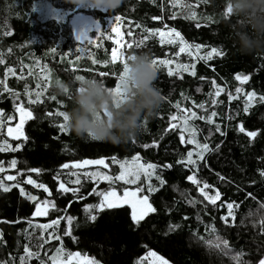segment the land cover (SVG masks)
I'll use <instances>...</instances> for the list:
<instances>
[{
  "label": "trees",
  "instance_id": "obj_1",
  "mask_svg": "<svg viewBox=\"0 0 264 264\" xmlns=\"http://www.w3.org/2000/svg\"><path fill=\"white\" fill-rule=\"evenodd\" d=\"M224 9L223 0H124L113 12L68 0H0V110L5 116H15V107L20 105L32 113L21 127L23 137L9 145L0 141L4 148L0 164L9 166L16 161L7 170L15 179L0 183L8 188L4 191L0 187V264H21L22 256L24 264H41V260L52 264L50 257L61 247L63 258L78 252L98 264H148L143 258L147 251L170 264H248V258H257L258 246L264 247V232H255L239 222L245 210L256 205L264 207V101L259 99L264 96V53L244 55L236 51L224 22L230 17L221 19ZM81 10L94 20L87 37L92 38L91 43L77 39L73 30L71 18ZM191 12L196 13L195 17L187 18ZM117 15L121 17L119 22L114 19ZM113 27L120 34L121 48L115 42L117 32ZM98 28L101 35H96ZM149 29L166 34L175 29L188 45L202 47L198 55L195 47L176 55L178 40L161 44L159 32ZM213 47L223 55L199 58ZM114 48L118 54L115 62ZM139 53L157 59L154 85L164 99L136 137L114 145L60 129L64 122L57 113L70 110L71 89L58 94L56 85L74 81L79 75L95 76L106 87H114L122 71L120 58ZM160 60L172 63L165 66ZM181 64L188 65L190 71H183ZM169 68L172 76L168 75ZM101 72L108 75L101 77ZM237 74L248 76V80L237 81ZM213 81L221 89L219 96H215ZM37 93L40 100L30 103ZM248 93H255L250 102ZM213 99L216 104H212ZM184 112L189 117L193 112L198 114L192 117L198 141L209 145L202 157H197L201 149H196L194 143L181 142V133L188 140L179 126ZM239 126L245 132H240ZM250 131L257 135L248 137ZM188 151L193 152L195 166L177 164ZM137 154L141 163L157 166L153 175L141 176L134 184L143 188L140 193L149 196L156 211L133 225L128 205L98 214L94 209L86 210L85 205L100 202L101 196L96 193L103 187L102 191L117 188L118 182H98L93 172L100 165H74L103 158L115 173L119 161L115 163L113 158L123 162ZM64 164L69 167L62 168ZM188 175H193L197 183L188 181ZM26 177L44 184L49 191L28 184ZM77 178L80 184L72 183ZM60 182L79 191L58 192ZM149 184L154 189L151 192L147 191ZM217 191L220 196L215 204L203 196V192L215 196ZM29 195L36 200L48 198L55 207L51 206L45 216H34L36 200H30ZM229 202L233 204L231 209L227 207ZM89 214H95L96 219L90 220ZM67 216L74 218L70 226ZM57 219L55 228H41ZM65 229L71 235H64ZM213 238L227 241L229 249L240 254L239 263L230 259L223 262L210 255L204 245Z\"/></svg>",
  "mask_w": 264,
  "mask_h": 264
},
{
  "label": "clouds",
  "instance_id": "obj_2",
  "mask_svg": "<svg viewBox=\"0 0 264 264\" xmlns=\"http://www.w3.org/2000/svg\"><path fill=\"white\" fill-rule=\"evenodd\" d=\"M68 2L77 5L91 3L113 12L124 0ZM223 5L230 10V18L224 22L230 30L236 51L244 55L264 53V0H223ZM221 19H224L223 12ZM126 63L127 70L122 80L123 97L110 91L95 76H82L80 80L55 86L58 94H65L71 89V108L65 123L69 132L114 145L126 143L140 133L144 121L156 113L164 98L154 85L157 68L149 54H133ZM261 219H264V207L256 205L244 211L239 223L251 227Z\"/></svg>",
  "mask_w": 264,
  "mask_h": 264
},
{
  "label": "snow or ice",
  "instance_id": "obj_3",
  "mask_svg": "<svg viewBox=\"0 0 264 264\" xmlns=\"http://www.w3.org/2000/svg\"><path fill=\"white\" fill-rule=\"evenodd\" d=\"M186 7L190 8L191 6L187 5ZM223 13H224L225 17H229L230 10L228 8H225ZM195 15H196L195 12H191L190 16L187 17V18H194ZM114 19H115V21L119 22L121 20V17L119 15H117V16L114 17ZM197 26L199 27V25H197ZM112 30L114 32H117V35H119V32L117 31L116 28L113 27ZM148 31L149 32H153V33L154 32H159V36H160V41L159 42L161 44H164L165 42H167L168 44H175V43H177V40H178V42H179V52L176 53V55H179V53H183L186 50H188L190 52L192 47H195L196 54L198 55L199 54V50L202 47V45H199V44L194 45V46L188 45L187 42L181 36V34L178 31H176L175 29H169V33L170 34H166L165 32L160 31L159 29H154V30L153 29H149ZM101 34H102L101 30L98 28L96 35H101ZM166 35H167V40H165ZM77 39H80V37H77ZM85 40L89 41V43L92 42V38L85 37L84 41ZM51 51H55V49H51ZM213 54L223 55V52L219 51L216 47H213L211 49V51L208 52L205 56H200L199 58L207 60V59L212 58ZM131 56L132 55H129L126 58L125 57H121L120 58V63L122 64V71L119 72V74H118V76H117V78L115 80V86L114 87H108L110 91H112L113 93H115L119 97H123L124 92H125L124 88L122 87V80H123V77H124L125 72L127 70V63L126 62ZM117 58H118L117 50L114 48L112 50V60H113V62H115L117 60ZM77 59H79V56H77ZM152 62L157 68V59L156 58H152ZM0 63H2V61H0ZM159 63L162 64V65L167 66L168 64L172 63V61L160 60ZM179 67L183 71H190V67L188 65L181 64V65H179ZM9 71H11V69H9ZM173 74H174L173 70L171 68H169L168 69V75L172 76ZM191 74L195 75V72L192 71ZM99 75L101 77H104V76H107L108 73L101 72V73H99ZM113 75H116V74L114 73ZM75 79L76 80H80V79H82V76L78 75V76L75 77ZM201 79H204V78L201 77ZM235 79L237 81H240L241 83H243L244 81L248 80V76H240L239 74H237ZM213 85L216 88L215 96H219L220 92H221L220 87L218 85H215L214 81H213ZM37 87H39V85H37ZM236 91L239 92L240 89L237 88ZM25 93L27 94V85H25ZM254 96H255V93H248L247 94L249 102L252 100V98ZM231 98L232 97L229 94V99H231ZM259 99L261 101H264V96L259 97ZM39 100H40V93H37L36 100H30L29 102L30 103H36ZM216 103H217V101L215 99H213L212 100V104H216ZM247 107L248 106L246 104L245 105V111H247ZM17 111L20 114L21 124H23L25 119L31 118V116H32V113L30 111H28L26 108L22 107V106H17ZM57 115H59L63 119L64 123L60 125V129L63 131L66 128L65 127V123H66L67 118H68L67 117V113L63 112V111H60V112L57 113ZM212 115L214 116V115H216V113L213 112ZM191 116L195 117L196 113L195 112L191 113ZM175 118H176L175 116L172 117V119H175ZM8 119L11 120L12 117L9 116ZM200 119H205V117L201 116ZM207 119H208L209 123L212 122L211 121V117H208ZM185 124H187V120H185ZM169 127L172 128V127H175V125L169 124ZM238 130L240 132H245V129L242 126H239ZM216 131L217 132L220 131V128L218 126L216 127ZM7 134H8V136H12V137L23 136V133L21 131L20 126H17L16 128L9 127L7 129ZM256 135H257V132H255V131L247 132V136L250 137V138L251 137H255ZM181 142L182 143L186 142V143H189V144L195 142L197 144V147L201 149L200 152L196 153L198 158L202 157L203 153L205 151L209 150V145L207 143L200 144L199 142L194 141V138L191 137V136L189 137V139L187 141H185L183 133H181ZM153 144H155V141H153ZM143 147L148 148V147H150V145L144 144ZM218 147H219V145H217V148ZM16 148L19 149L20 148V144H17ZM3 150H4V148L0 147V151H3ZM192 157H193V152L192 151H188L187 152V156L185 158L177 160L176 163L177 164H183L185 167H187L188 165L195 166L196 161L193 160ZM113 160L115 162V158H113ZM11 164L15 165L16 161L15 160L11 161ZM84 165H104L105 167H107V165L105 164V161H104L103 158L95 159V160H84V161H81V162H77V164H75L74 167H82ZM61 167L62 168H68L69 165L68 164H64V165H61ZM156 167L157 166L152 164V163H147V164L140 163V157H139V154H137V155H134V156L131 157V163L120 162L121 171H120L119 175L115 176L114 178L110 177L108 175H102L99 172L94 173L93 177H99L100 179H103V180H106V181H111V180L114 179V180H118V181H123L125 184H136V182L138 180H140V173L141 172H143L144 176L147 178L150 175H153L155 173ZM166 167H171V165H166ZM2 171H3V168H0V172H2ZM30 171L37 172L39 170L38 169H31ZM14 179L15 178L13 176H11V175L7 176V180L8 181H12ZM157 179H159V177H157ZM186 179L188 181H191L194 184L197 183V181L194 179L193 175H188L186 177ZM27 183L28 184H32L35 187L42 188L44 190V192H48L49 191V189L44 184H37L36 181L31 179V178H29L27 180ZM72 183L80 184V179L77 178L76 180L72 181ZM161 183H163L162 180H161ZM0 187H3L4 191L8 190V188L4 187L2 184H0ZM141 190L142 189L140 188V186L137 185L135 190H131L130 191L129 189L125 188L122 196H119L115 190H110V191H107V192H104V193H96L98 196L102 197L100 199V202L98 204H96V205H85V209L86 210L94 209L95 212L98 214L99 212L104 211L105 209H115V208L119 207L120 205H128L130 207V209H131V212H130L131 223L133 225H138L140 223V221H142L146 215L156 211V209L153 207V205L149 202V196L148 195H143V196H138L137 195V193L140 192ZM153 190L154 189L152 188L151 184H149L147 191L151 192ZM69 191L77 192V191H79V189H69L68 187L65 186V184L63 182L59 183L58 192L66 193V192H69ZM93 191H95V190H93ZM20 194L22 196L25 194L23 188L20 189ZM203 196H204L205 199L209 200V202L215 204V201L220 196V193L217 191L215 196H209L207 192H203ZM28 198L30 200H33V201H35L37 199L35 196H31V195H29ZM48 203H51V202H48ZM51 206L53 208L55 207L54 204H52ZM227 207L229 209H231L233 207V204L229 202V203H227ZM33 215L34 216H45V215H47V205L45 207H41V204H39V203L36 204V211L33 213ZM73 219L74 218L71 217V216H67L66 217L67 224L69 226L72 224ZM89 219L94 221L96 219V215L95 214H89ZM221 219H224V217H221ZM57 224H58V219L57 220H52L50 225H41V228H44V227L55 228ZM64 235H71V233H70V231L68 229H65L64 230ZM55 239L56 240H60V237L56 236ZM223 243L225 245H227L228 242L227 241H223ZM24 251L26 253H28V247L27 246H25ZM62 251H63L62 247L61 248H57L56 249V254H59ZM29 256H31L30 253H29ZM79 256H80L79 253H68V255H67L68 264H73L74 259H78ZM148 256L155 257L156 260L159 262V264H168V262L164 258L157 256V254L155 252H149ZM37 258H39V257H37ZM24 259L25 258L23 256L20 257L21 264H24ZM50 259L52 260V264H57V261L55 260L54 257H50ZM234 259H235V257H234ZM41 264H45V262L43 260H41ZM86 264H98V262L95 259H88L86 261ZM260 264H264V260H260Z\"/></svg>",
  "mask_w": 264,
  "mask_h": 264
},
{
  "label": "rangeland",
  "instance_id": "obj_4",
  "mask_svg": "<svg viewBox=\"0 0 264 264\" xmlns=\"http://www.w3.org/2000/svg\"><path fill=\"white\" fill-rule=\"evenodd\" d=\"M83 5L85 7V6H91L92 4L91 3H84ZM71 21H72V25H73V30H74V32L76 33V35L78 37H80V38L89 37L88 36L89 29L94 24V20L90 17V15H88L85 11L81 10L79 12H76L73 15V17L71 18ZM119 37H120V34L119 35L116 34L114 39H115L116 43L119 42V47L121 48L122 47V42L119 41ZM239 93H242V90H240ZM17 106H20V105H17ZM17 106L15 107V116H13V115L5 116L4 113L0 110V138H3V139H0V141L5 143V144H7V145H9L11 141H15V143H16L18 141V139H20V137H23V136L12 137V136H8V134H7V129L9 127L16 128L17 126H20V128H21L23 126V124L25 123V121L27 120V119H25L23 124H21V118H20L19 112L17 111ZM186 111L188 112V110H186ZM9 116L12 117L11 120L8 119ZM197 116H198V114H196L195 117H197ZM185 120H187V124H185ZM179 126L184 131V133L186 134L188 139L191 136V137L194 138V141L199 142L198 140H200V138L198 137V135L196 133V129H195V126H194V120L192 119V116L189 117L188 114H186V112H184V121L182 122L180 120ZM194 145L196 146V149H197L198 147H197V144L195 142H194ZM104 161H105V164L107 165V168H104L105 167L104 165H100L93 172V174L99 172L102 175H108V176L113 177V178L115 176L119 175V173L121 171V169H120V162H122L121 160L115 161V163H117L119 161V166H118L119 170L117 172H115V173L112 172L113 171L112 167H108L109 162H107L106 159H104ZM123 162L131 163V158L126 160V161H123ZM140 163H141V161H140ZM88 166H90V165H84L82 167H88ZM11 167H12V165L3 166V165L0 164V168H3V171L0 172V183H2L3 179L7 180V176L11 175V176L14 177L13 174L7 172L8 169H11ZM141 176H144L143 172L140 173V177ZM94 178H96L98 180V182L106 181V180L100 179L99 177H94ZM26 180H28V177H26ZM115 181L118 182L117 188H108V189L102 191L103 188H104L103 187L101 189L102 192L100 191V193H104V192H107V191H110V190H115L119 196H122L125 188L129 189L130 191L136 189V186L134 184H125L123 181H118V180H115ZM140 188L143 190L142 187H140ZM137 195L138 196H143L144 194L138 192ZM48 202H51V201L48 198H45V197L36 200L35 201V211H36V204H38V203L41 204V207H45L47 205V211H48V209L51 207V203H48ZM251 228L255 232H258V231H263L264 232V219H261V220L255 222L251 226ZM223 241H225V240H223L221 238H213L208 243H206V245H204V246L206 247V249L210 253V255H212L214 257H217L219 260H221L223 262H225V261L227 262V260L230 259V260L238 261V263H239L240 254H238L233 249L230 250L229 249V245L228 244L225 245L223 243ZM149 252H153V251H147L143 255V258L147 261V263L148 264H159V262L156 260L155 257L148 256ZM256 252L259 253V255L257 256L256 259L255 258H248L247 259L248 260V262H247L248 264H260V260H264V247L258 246V249H257ZM73 253H78V252H73ZM63 255H64V253H59V254H56L54 256L55 260L57 261V264H68L67 257L63 258ZM157 256L161 257L158 254H157ZM234 257H235V259H234ZM88 259H92V258L90 256H88V255L80 254L78 259H74L73 264H86V261ZM218 263L219 264H223L220 261ZM168 264H170V263L168 262Z\"/></svg>",
  "mask_w": 264,
  "mask_h": 264
},
{
  "label": "bare ground",
  "instance_id": "obj_5",
  "mask_svg": "<svg viewBox=\"0 0 264 264\" xmlns=\"http://www.w3.org/2000/svg\"><path fill=\"white\" fill-rule=\"evenodd\" d=\"M170 142V141H169ZM216 148V147H215Z\"/></svg>",
  "mask_w": 264,
  "mask_h": 264
}]
</instances>
